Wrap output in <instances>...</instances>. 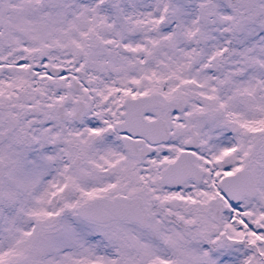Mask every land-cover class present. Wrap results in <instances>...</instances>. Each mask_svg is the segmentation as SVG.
<instances>
[{
	"label": "snow or ice",
	"instance_id": "snow-or-ice-1",
	"mask_svg": "<svg viewBox=\"0 0 264 264\" xmlns=\"http://www.w3.org/2000/svg\"><path fill=\"white\" fill-rule=\"evenodd\" d=\"M0 264H264V0H0Z\"/></svg>",
	"mask_w": 264,
	"mask_h": 264
}]
</instances>
